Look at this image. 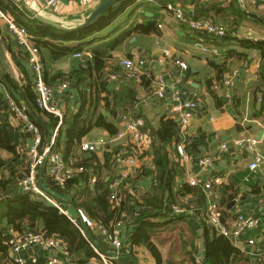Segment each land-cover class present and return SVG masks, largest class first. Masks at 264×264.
<instances>
[{
  "label": "crops",
  "instance_id": "0c3cea01",
  "mask_svg": "<svg viewBox=\"0 0 264 264\" xmlns=\"http://www.w3.org/2000/svg\"><path fill=\"white\" fill-rule=\"evenodd\" d=\"M102 1L60 0L54 9L42 11V14L63 23L69 29L67 31H73L85 22ZM124 1L126 2L123 4L120 2L114 5L117 10L114 19L106 25L103 24L105 27L95 33L94 36L97 39L94 42L84 45L80 52L81 57H76L77 53H69L55 58L51 51L41 46L39 53L43 59V72L49 74V77L60 73L78 72L84 78L79 87L76 81L70 82L69 90L63 96L56 94L53 103L63 108L65 112L76 113L80 105L77 101L80 99V89L86 90V93L96 94L99 92L98 85L101 87L104 85L105 91H100V96L108 97L111 104L108 107L104 101H99L96 114H102L115 122L118 131L123 128L122 114H132L141 118L144 121L143 129L152 134L151 131L157 130L162 120L173 119L178 123L171 112L173 103L171 92L168 91L163 98H158L155 94L156 82L154 81L157 78H162L168 83L176 80L188 96L197 94L199 101L195 117L184 134L179 132L178 139L186 145L188 157L179 161L181 172L176 180V190L183 184L190 185L189 180L193 177L201 181L209 178L210 175L213 176V199L220 205V212L225 222L233 225L237 212L258 220V226L244 231L237 239H231L238 252L231 256L230 263L264 264L261 257L264 252V197L259 192V189L261 190L264 186V163L256 172H252L249 165L254 160V152L249 148L233 147V142L238 138L244 135L255 136L259 140L261 156L264 157V103L260 101L261 97H264V44L250 47L249 44L244 43L248 41L255 45L258 42H264V24L244 14V10H247L264 16V0ZM31 3L39 9L44 6L45 0H35ZM168 3L183 8L188 19L201 16L213 17L228 27V33L224 37L216 38L204 32H195L189 27L187 21H180L174 13L166 10ZM19 4L25 7L23 1ZM26 10L29 12L27 8ZM114 12L115 10L111 13ZM29 14L32 15L30 12ZM0 20V83L4 85L2 78L5 73L11 72L17 82L25 84L27 79L23 78L24 68L19 67L17 61L13 60L8 46L13 48L18 56H23L24 60L20 62L31 77L34 72L28 55L18 47L13 34L5 24L6 20L1 18ZM138 26L152 28V31L148 34L142 33L137 30ZM70 44L75 45L77 42ZM34 46L36 47L35 44ZM166 49L170 50V54L166 63L161 65L158 63V58ZM96 51L101 53V58L106 63L102 76L94 62ZM230 51H233L231 56H229ZM8 57L12 58V64L8 62ZM124 58L145 60L150 75L136 80L128 79L121 65V60ZM179 61L186 62L188 69L183 70L178 64ZM220 67L226 68L222 75ZM234 71H238L239 75L234 87L230 88L223 81ZM113 75H117V79L114 80ZM149 80L152 81L147 84ZM124 87L134 91L136 98L134 105L128 106L129 111H125L122 106L112 110L115 92L123 91ZM2 90L3 87L0 84V123L8 129L11 142L16 147V153L11 154L6 151L1 153L5 166L0 173V181H3L5 186L0 185V264H14L9 242L16 231L5 216L4 200L18 199L23 195L18 180L27 156L19 152L17 148L30 141L31 134L23 127L10 123L9 108L2 96ZM12 92L28 101L26 96L22 97L14 90ZM30 105L31 119L41 122L42 117L33 111L31 103ZM40 126L42 128L38 127L47 139L51 128ZM115 136H111L103 127H94L83 138V141L96 142L101 139L110 141L107 149L94 153L97 161L91 160L90 164L103 166L106 152H113L114 160L117 152L131 151L129 137L112 141ZM176 142L178 141L168 146L173 156L177 154L174 150ZM223 143L230 146L228 150L221 149ZM80 153L83 154L84 151ZM85 153L86 157L92 155L90 152ZM204 155L215 159L211 173H204L200 168L198 159ZM154 171V155L152 151L147 152L131 175L138 195L136 198H131L125 205L127 217L121 228L123 246L116 250L98 224L92 221L83 210L74 206L71 198L75 190L70 189L68 193L65 189L54 186L50 178L46 176L47 169H45L42 173V183L45 188L50 193L61 197L62 208L84 229L87 241L95 250L90 254L87 248H81L72 253L68 239L58 234H49L55 236L59 247L45 250L39 246H33L24 250L22 255L26 258L36 256L35 264H45L47 258L52 255L66 264H99L100 258L95 253L98 250L115 256L116 264H159L147 245L132 243L131 239L140 231L142 223L138 222L139 218L148 213L145 204L148 195L153 193L156 187ZM102 172L106 180L111 178L117 180L120 166L113 161V169L110 171L103 166ZM90 183V185L93 184L91 181ZM194 187L202 190L201 186ZM198 200L197 193H190L179 197L178 202L187 208H195ZM232 201H236V205L229 208L227 205ZM172 204L175 203H171L165 209H153L147 214V219L157 224L149 230V242L159 250L160 264H195L191 258H194L198 264L197 258L201 257L204 260L205 257L204 228L201 219L190 214L185 219L171 221V218L176 215L170 210ZM249 240H254V244H249ZM66 251L70 253V258Z\"/></svg>",
  "mask_w": 264,
  "mask_h": 264
},
{
  "label": "trees",
  "instance_id": "16d2710c",
  "mask_svg": "<svg viewBox=\"0 0 264 264\" xmlns=\"http://www.w3.org/2000/svg\"><path fill=\"white\" fill-rule=\"evenodd\" d=\"M121 4L126 1H120ZM118 2V3H120ZM117 4V3H116ZM119 7H117L118 9ZM0 10L7 16H11L18 25L25 27L28 33L33 37V43L36 48L41 52V46L51 51L55 58H60L69 53H80L86 43L94 42L97 37L95 33L100 31L104 25L110 23L117 10L115 6L111 7L106 11L99 19L91 24L90 26L73 30H59L47 23H44L37 18L29 14L23 5H18L14 0H0ZM115 10L114 13H111ZM104 24V25H103ZM103 25V26H102ZM137 30L142 33L148 34L152 31V28L138 26ZM71 42H77L72 45ZM244 43L249 44L250 47L261 46L264 42L254 43L245 41ZM8 49L12 55L13 60L17 61V65L22 68L23 78H26L25 84L17 82L16 77L13 73H5L2 82L11 91L21 94L22 97L26 96L28 101L32 104V109L41 118V122H34L45 126L46 128H53L58 118L47 111L41 110L37 105V94L35 93V75L29 76L25 70V66L22 65L20 60H24L23 56L17 55L13 48L8 46ZM233 54L230 51L229 56ZM94 62L97 71L100 72V76L104 73L105 61L101 58L99 51L94 52ZM225 67H220V74L225 71ZM43 77L47 85L56 87L61 82H72L76 81L78 87L84 81L81 73L74 72L70 74L60 73L49 77L45 71ZM143 78V77H142ZM152 81V80H151ZM150 80L147 82H151ZM99 92L93 94L92 92L86 93L84 89H80L79 101L80 105L76 110V113L65 112L63 117V125L61 127V133L57 141V148L61 149L66 162L80 171L68 181L66 185V192L69 193L70 189H74V195L71 198L74 206L78 209L83 210L87 216L98 225L110 228L111 225L118 220L122 219V213L125 211L126 203L131 199L127 197L121 204L120 207L114 208L110 202V194L112 191L111 184L115 179L106 180L103 176V166L107 170L113 169V152L105 153V163L103 166L92 165L89 162L91 160L97 161L94 153L89 157H86V153L82 152V141L83 138L94 128L103 127L111 136H115L118 133V128L115 122L110 121L102 114H96L99 101H104L106 106H110L111 100L108 97L101 98L100 91H105L104 85L99 86ZM122 90L116 91L112 101L113 107L118 108L124 107L125 111H129V105H134L135 95L134 91L129 87H124ZM78 97V98H79ZM264 103V97H261ZM47 118V119H46ZM42 128V127H41ZM155 139V145L153 146L152 153L154 155V166L155 171L154 179L157 180L153 193L149 194L146 199L147 212L168 207L171 203H175L180 206L184 204L178 202L179 197L186 196L190 193H197L198 203L195 207V217H199L207 209L205 193L201 188L191 186L189 184H183L176 190V180L180 175V163L173 156L172 151L169 150L168 146L172 145L173 142L179 141L180 126L173 119L162 120L160 127L157 130L151 131ZM6 151L8 153H16V147L13 145L10 139L8 129L3 123H0V173L5 166V160L1 156V153ZM91 170H93L91 172ZM101 171V172H100ZM100 172V173H99ZM92 177H95L96 182L90 185ZM133 184L131 178L126 179L125 183ZM1 187H4L3 181H0ZM134 185V184H133ZM64 190V191H65ZM259 192L261 190L259 189ZM4 207L6 209V218L9 223L14 226L16 232L22 233L26 229L40 230L39 222L43 221L45 224L44 232L47 234H58L63 238L69 240L71 244L70 251L75 253L81 248H87L88 253H94V248L90 242L87 241L86 237L81 231L79 225L75 224L72 219L62 213L58 208L48 205L46 202L32 198L29 195H22L21 198L12 199L8 198L4 200ZM186 207V206H185ZM147 213V214H148ZM221 213V212H220ZM147 214L141 216L138 220L142 223L139 233L133 236L132 243L145 244L149 247L152 254L156 258L157 262L161 263V255L159 250L149 242L150 240V229L155 227L157 224L147 219ZM190 214L174 215L171 221H179L185 219ZM222 220L225 221L223 214L221 213ZM147 219V220H146ZM203 225V237L205 243V257L204 264H231V256L238 252V249L234 246L231 238L220 235L216 229L209 225L205 218L201 219ZM92 251V252H91ZM96 253V252H95ZM97 254V253H96ZM193 263L196 264L195 259L191 258ZM176 264V263H174ZM183 264V263H179Z\"/></svg>",
  "mask_w": 264,
  "mask_h": 264
},
{
  "label": "built area",
  "instance_id": "2783aa9c",
  "mask_svg": "<svg viewBox=\"0 0 264 264\" xmlns=\"http://www.w3.org/2000/svg\"><path fill=\"white\" fill-rule=\"evenodd\" d=\"M14 1L16 4L20 3V0ZM59 3L60 0H45L44 6L39 8V11L42 12L54 9ZM166 10L174 13L180 21H187L189 27L195 32H204L216 38L224 37L228 33V27L213 17L201 16L188 19L186 18L183 8L174 6L171 3L166 5ZM0 18H4L7 21L8 29L13 34L18 47L22 52L28 55L29 63L36 77L34 90L37 94L36 100L38 107L41 110L54 114L58 118L56 125L51 129L49 137L47 139L44 138L38 125L31 119L30 103L18 97L0 83L3 87L2 96L9 108L10 123L18 127H23L25 131L31 134V140L19 145L17 148L19 152L27 156L25 166L20 172L18 185L22 194L40 199L68 215L66 210L62 208L61 199L45 188L42 183V173L47 169L46 176L50 178L51 183L58 188L65 189L68 181L80 171V169L70 166L66 162L62 150L57 148V141L61 133L65 110L54 104L53 99L56 94L63 96V94L69 90V83L61 82L56 87L47 85L43 77V59L34 46L33 37L28 33L25 27L18 25L11 16L5 15L1 10ZM169 54L170 50L166 49L164 54L158 58V63L164 65ZM75 55L76 57H81L82 53H77ZM8 62L12 64V59L10 57H8ZM178 64L183 70L188 69V64L186 62L179 61ZM121 65L128 79L136 80L150 75L148 64L143 59L124 58L121 60ZM238 75V71H234L226 77L223 83L227 87H234ZM112 78L114 80L117 79V75H113ZM154 82H156L155 94L158 98H163L168 91L171 92L173 100L171 112L178 120L180 132L184 134L195 117L199 96L197 94L188 96L187 92L179 86L176 80H172L171 83H168L162 78H157ZM260 101H262V99ZM122 125L123 128L118 131L117 136L112 138V141L129 137L132 148L129 153L119 151L114 156V162L120 166L119 178L111 184L112 191L110 194V202L114 208L120 207L128 196L131 198L137 197L138 193L134 185L129 182L125 183V180L131 178V175L135 172L143 155L147 152H151L155 145L153 135L149 131L143 129L144 121L141 118L129 113H124L122 114ZM109 143L110 141L106 139H101L96 142L84 140L81 148L84 152L98 153V151L102 149H107ZM258 146V138L251 135H244L233 142V147L236 149L249 148L254 152V160L249 165L252 172H256L264 163V157L261 156ZM229 147L227 143L221 145V149L224 151L228 150ZM174 150L177 153L174 154V156L178 161H182L184 158L188 157L186 145L183 142H176ZM214 161L215 159L208 155L201 156L198 159L200 168L204 173H211L214 168ZM247 180H249V178H247ZM91 182H96L95 177H92ZM154 183H157L156 179H154ZM189 183L192 186H201L205 193L207 209L203 214H200L198 218H205L206 222L213 226L218 234L231 239H237L244 231L258 226L257 219L241 212H237L233 225H229L222 220L220 205L213 199V176L210 175L209 178H204L201 181L193 177L189 180ZM261 194L264 197V186L261 189ZM170 210L176 215H195L194 207L187 208L172 204ZM126 217L127 214L126 211H124L122 213V219L113 223L110 228L98 225L107 240L116 250H119L123 246L121 228L125 224ZM71 219L77 224L76 219ZM80 228L86 237L84 229H82V227ZM249 244H254V240H249ZM9 245L13 253L12 261L14 264H35L37 262L36 256L26 258L22 255V252L29 247L39 246L45 250L59 247L58 240L54 235H49L37 229H26L22 233L16 232L9 242ZM96 253L100 258L99 264H116L115 256L101 253L98 250H96ZM66 254L70 258V253L68 251H66ZM261 257L264 262V252ZM197 263L204 264L203 258H197ZM45 264L66 263L57 256L52 255L47 258Z\"/></svg>",
  "mask_w": 264,
  "mask_h": 264
},
{
  "label": "water",
  "instance_id": "95a60500",
  "mask_svg": "<svg viewBox=\"0 0 264 264\" xmlns=\"http://www.w3.org/2000/svg\"><path fill=\"white\" fill-rule=\"evenodd\" d=\"M35 0H23V3L25 5V7L29 10V12L35 16L38 20L47 23L59 30H69L66 26L63 25V23L53 20L51 18H49L48 16H45L42 14V12L39 11V9L35 8L33 6V4L31 2H33ZM122 0H103L99 6L87 17V19L85 20V22L83 24H81L79 27H77L76 29H81L87 26H90L91 24H93L94 22H96L99 17H101L106 11H108L111 7H113L116 3L120 2ZM244 14L247 17H250L252 19H255L261 23L264 24V16L260 15V14H256V13H252V12H248L247 10H244ZM236 205V201H232L230 202L227 206L229 208H231V206ZM40 229L42 231H44L45 226H44V222L41 221L40 222ZM131 248V246H130Z\"/></svg>",
  "mask_w": 264,
  "mask_h": 264
},
{
  "label": "rangeland",
  "instance_id": "374dc122",
  "mask_svg": "<svg viewBox=\"0 0 264 264\" xmlns=\"http://www.w3.org/2000/svg\"><path fill=\"white\" fill-rule=\"evenodd\" d=\"M22 1H23V0H20V3H22ZM1 19H2V18H1ZM3 19H4V18H3ZM0 21H1V20H0ZM5 24H6V26H7V21H6V23H5ZM8 56H10V55H8ZM10 58H11V57H10ZM11 59H12V58H11ZM56 196H57V195H56ZM57 197L61 199V197H60V196H57Z\"/></svg>",
  "mask_w": 264,
  "mask_h": 264
}]
</instances>
